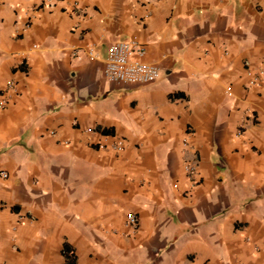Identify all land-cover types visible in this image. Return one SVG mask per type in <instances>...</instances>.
<instances>
[{
    "label": "crops",
    "instance_id": "crops-1",
    "mask_svg": "<svg viewBox=\"0 0 264 264\" xmlns=\"http://www.w3.org/2000/svg\"><path fill=\"white\" fill-rule=\"evenodd\" d=\"M259 73L264 0H0V264H264Z\"/></svg>",
    "mask_w": 264,
    "mask_h": 264
},
{
    "label": "built area",
    "instance_id": "built-area-1",
    "mask_svg": "<svg viewBox=\"0 0 264 264\" xmlns=\"http://www.w3.org/2000/svg\"><path fill=\"white\" fill-rule=\"evenodd\" d=\"M145 55V47L133 40L117 42L109 46L107 57L104 63V78L111 83H124L144 85L156 81L159 78V70L153 65L146 64L142 61ZM264 73L255 76V81L262 82ZM8 88L13 87L12 82L7 83ZM6 104L5 99L0 100V107ZM124 144L121 140H115L109 145L108 149L120 152L123 150ZM100 150L107 149V146L99 143ZM184 173L188 179L190 186L198 185L199 173L198 162L195 159H186L184 164ZM6 177V175H2ZM126 223L135 227L137 218L135 215L128 213L126 215Z\"/></svg>",
    "mask_w": 264,
    "mask_h": 264
}]
</instances>
